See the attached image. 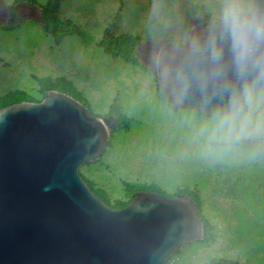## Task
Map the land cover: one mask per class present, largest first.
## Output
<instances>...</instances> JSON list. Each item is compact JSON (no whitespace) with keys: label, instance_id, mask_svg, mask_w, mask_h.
Returning <instances> with one entry per match:
<instances>
[{"label":"rangeland","instance_id":"1","mask_svg":"<svg viewBox=\"0 0 264 264\" xmlns=\"http://www.w3.org/2000/svg\"><path fill=\"white\" fill-rule=\"evenodd\" d=\"M3 1L19 8L20 24H0V104L24 95L39 102L45 87L72 90L108 128L97 161L78 172L112 208L138 189L195 196L206 233L165 264H264V144L219 160L190 151L179 116L196 111L169 104L150 67L163 41L185 44L193 22L212 21L215 0H55L57 17L78 33L61 36L42 24L48 0ZM110 36L138 39L137 62L112 54Z\"/></svg>","mask_w":264,"mask_h":264},{"label":"water","instance_id":"2","mask_svg":"<svg viewBox=\"0 0 264 264\" xmlns=\"http://www.w3.org/2000/svg\"><path fill=\"white\" fill-rule=\"evenodd\" d=\"M9 5L0 0V24ZM212 21L192 25L187 40L206 36ZM154 46L156 45L153 44ZM169 64L183 66L185 44L163 41ZM217 82H194L183 105L198 111ZM109 140L104 121L70 95L50 90L39 102L0 108V264H165L198 241L202 220L186 194L140 190L121 208L108 206L79 175Z\"/></svg>","mask_w":264,"mask_h":264},{"label":"clouds","instance_id":"3","mask_svg":"<svg viewBox=\"0 0 264 264\" xmlns=\"http://www.w3.org/2000/svg\"><path fill=\"white\" fill-rule=\"evenodd\" d=\"M160 87L177 106L194 82H217L197 112H182L179 126L190 151L219 160L261 151L264 144V0H215L209 33L187 40L181 68L168 54L155 60Z\"/></svg>","mask_w":264,"mask_h":264},{"label":"trees","instance_id":"4","mask_svg":"<svg viewBox=\"0 0 264 264\" xmlns=\"http://www.w3.org/2000/svg\"><path fill=\"white\" fill-rule=\"evenodd\" d=\"M24 4H26L28 6L35 7V3L32 0H25ZM56 6L57 5H56L55 0H48L46 5L41 7V10H40L41 21L45 27V30L52 33L54 36H61V35H65V34H75V35L78 34L76 27H74L73 25H71L68 22L60 21V19L56 15ZM19 17H20L19 8L16 6H13V5L9 6V21H8V23H10L12 27H17L20 24ZM206 21L207 20L201 22V21L197 20V21L193 22L192 25H194L195 23H199V22L204 24ZM161 36H163V35L161 34ZM106 39H107V41L106 40L105 41L110 46V48L109 47L108 48H109V50L110 49L112 50V54L122 55V56H125L126 58H130L134 62H137V60L134 58L132 53H133V49H134L136 43L138 42V39L133 38L131 36H122V37H111L110 36V37H107ZM50 90H57L60 92L63 91V93H66V94L70 95L71 97H73L74 99H76L77 101L81 102V100L78 98V96L72 90H69V89L62 90L60 88H55V87H45L44 92H43V98L46 95V93H48ZM160 93H161V96L165 100H167L169 102V104H171L169 99L164 96L163 91L160 90ZM20 101H29L28 95H24L23 97H19L17 99H7L4 103L0 104V108L7 106L9 104H12L14 102H20ZM116 117L118 118V121H119L118 125H123L125 122V119H123V117L119 114H117ZM138 191H140V190L138 189V190L132 191L131 200ZM149 191H154L158 194H161V192H159L155 189H152ZM179 195H183V194L179 193L177 196H179ZM188 195L193 199V201L196 205V208L198 209L199 207H198V203H197L195 196L190 195V194H188ZM102 200L105 202L106 199L102 198ZM202 227H203V231L206 233V226L204 223L202 224ZM219 264H234V263L227 262V261L223 260Z\"/></svg>","mask_w":264,"mask_h":264},{"label":"bare ground","instance_id":"5","mask_svg":"<svg viewBox=\"0 0 264 264\" xmlns=\"http://www.w3.org/2000/svg\"><path fill=\"white\" fill-rule=\"evenodd\" d=\"M143 47H144V46H143ZM152 47H153V46L149 47L147 50H145V49H146V48H145L144 50L146 51V53H148V52H150V50L152 49ZM154 58H155V57H154ZM153 60H154V59H153Z\"/></svg>","mask_w":264,"mask_h":264}]
</instances>
